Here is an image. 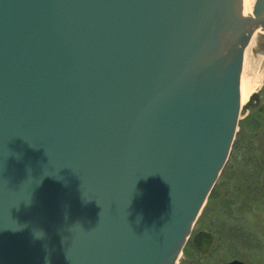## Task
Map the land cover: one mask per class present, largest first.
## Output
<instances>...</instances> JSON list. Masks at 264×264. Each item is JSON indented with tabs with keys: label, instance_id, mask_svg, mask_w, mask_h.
Segmentation results:
<instances>
[{
	"label": "water",
	"instance_id": "water-1",
	"mask_svg": "<svg viewBox=\"0 0 264 264\" xmlns=\"http://www.w3.org/2000/svg\"><path fill=\"white\" fill-rule=\"evenodd\" d=\"M249 1L0 0V264H177L264 53Z\"/></svg>",
	"mask_w": 264,
	"mask_h": 264
},
{
	"label": "rangeland",
	"instance_id": "rangeland-1",
	"mask_svg": "<svg viewBox=\"0 0 264 264\" xmlns=\"http://www.w3.org/2000/svg\"><path fill=\"white\" fill-rule=\"evenodd\" d=\"M262 109L260 113H257L260 119L263 114L262 127L247 129L249 136L256 135L255 141L257 143L264 139V108ZM229 168V166L226 167L222 177L211 191L212 193L209 195L194 226L191 239L178 258L177 264H207V262H213L209 260L200 262L198 257L192 252V237L199 231L217 235L213 250L214 261L216 262L214 264H224L225 261L235 256L255 263L260 261L264 263V227L258 225L260 219H258V223L256 220L258 217L260 218L261 213L256 211L254 218L244 216L249 212L246 209H251L252 206L246 203V189L243 180L238 178V175L233 176ZM232 198L236 199L232 203H237V205L233 206V210L226 214L224 210L222 211V205L226 206V204L231 203L228 200ZM231 225H241L251 230V234L248 235L250 243L246 241L244 236H238L237 234V236L231 238L227 232Z\"/></svg>",
	"mask_w": 264,
	"mask_h": 264
},
{
	"label": "flooded vegetation",
	"instance_id": "flooded-vegetation-1",
	"mask_svg": "<svg viewBox=\"0 0 264 264\" xmlns=\"http://www.w3.org/2000/svg\"><path fill=\"white\" fill-rule=\"evenodd\" d=\"M242 107L240 109L237 130L227 158V162L215 185H217L218 181L222 177L226 167L229 166V169H231V173L233 174V176L238 175V178H241V180H243V184L246 189V203L252 206L251 209H246V211L249 212L244 216L254 218V215L256 214L255 212H260V218L258 217L256 220L258 223V219H260L258 225L264 227V139L257 143L255 141L256 135L249 136L247 134V129L249 128L255 129L256 127H262L263 114L262 116H260V119L259 116H257V113H260V111L263 110L262 108H264V83L257 91L249 96L247 102ZM255 191L258 192L255 193ZM235 200L236 199L234 198L229 199L228 201H231V203L226 204V206L222 205V211L224 210L225 213L228 214L229 211L233 210V206L237 205V203H232V201ZM250 210L253 211L250 212ZM227 232L229 233V236L231 238L237 235L244 236L246 241L250 243L248 235L251 234V230H249L247 227L245 228L241 225H231L229 226ZM211 234L214 235L216 241L217 235L214 233ZM184 249L185 247L183 248V250ZM213 250L214 244L211 247L210 251L207 254L203 255L196 250L194 245L192 247V252L198 257L200 262H202L203 260L213 261L207 262V264L216 263L214 261L215 257L213 256ZM234 260L243 261L248 264H264L261 261L255 263L242 257L239 258L237 256L232 257V259H228L224 262V264H227L228 262Z\"/></svg>",
	"mask_w": 264,
	"mask_h": 264
},
{
	"label": "bare ground",
	"instance_id": "bare-ground-1",
	"mask_svg": "<svg viewBox=\"0 0 264 264\" xmlns=\"http://www.w3.org/2000/svg\"><path fill=\"white\" fill-rule=\"evenodd\" d=\"M255 1L250 0L249 6H254ZM246 10L248 13H243L244 15H252V7H246ZM257 43L258 33H252L243 52L241 107L247 102L249 96L264 83V53H253L257 48Z\"/></svg>",
	"mask_w": 264,
	"mask_h": 264
}]
</instances>
